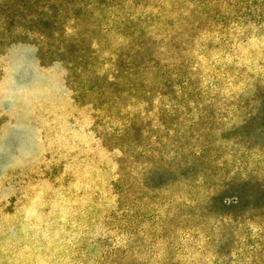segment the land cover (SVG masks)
<instances>
[{
    "label": "rangeland",
    "instance_id": "374dc122",
    "mask_svg": "<svg viewBox=\"0 0 264 264\" xmlns=\"http://www.w3.org/2000/svg\"><path fill=\"white\" fill-rule=\"evenodd\" d=\"M0 264H264V0H0Z\"/></svg>",
    "mask_w": 264,
    "mask_h": 264
}]
</instances>
